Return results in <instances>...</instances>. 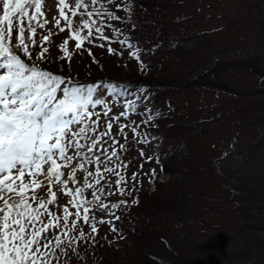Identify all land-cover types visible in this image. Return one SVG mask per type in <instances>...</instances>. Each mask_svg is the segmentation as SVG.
Here are the masks:
<instances>
[{"label": "rangeland", "instance_id": "1", "mask_svg": "<svg viewBox=\"0 0 264 264\" xmlns=\"http://www.w3.org/2000/svg\"><path fill=\"white\" fill-rule=\"evenodd\" d=\"M164 1L167 2V7L160 11L156 12L152 7H148V10L153 9L156 12L150 14L152 19L148 18L156 21L155 26L152 27L154 23L140 24L147 31L148 40L141 36L137 37L141 40V46L138 47L140 60L149 66L155 62L162 64V75L156 72L158 75L155 76L149 70L138 67L136 58H130L129 52L126 53L128 50H122L116 45L123 34L113 35L111 28L104 29L105 35L111 36L110 41H103L97 37L94 43L85 42L83 48L77 50L76 41L70 39V31L67 28L60 32L58 28L53 27V17L60 19L61 27L65 25V21L59 16L58 0H43L41 11L49 23L43 29L37 27L35 37L37 47L32 49L34 59L29 63H39L41 68L70 78L71 81H80L82 85L106 83H115L118 86L134 85L131 88H121L120 92L124 94L113 93L111 96L109 90L103 89L104 97L115 106L114 112L123 110L122 105L126 100H134L136 96L142 95L137 91L136 86L141 84L137 79L148 83L157 78L159 82H165L166 87L158 91L155 88L148 89L143 94L147 99L136 101L137 112L129 111L128 119L135 120L136 124L140 125L137 131L146 135L148 142H139L144 138L143 135L134 138L130 129L125 130L127 140L116 136L127 149L121 150L125 152L121 154L119 146L114 145L118 156L123 155L120 160L127 162V168L119 169L120 173H124L126 183L121 187L125 193L131 191V194L126 195L127 198L124 199V195L116 191V186L113 185L111 189L106 187V191L115 194L102 196V199L109 205L126 200L127 206L132 205L133 199L142 201L144 190L147 193L152 192V188H147L146 185L147 178L153 173L152 170H155L154 173L158 176V183L169 181L170 176L167 173L158 172L156 168L143 162L147 155L154 159L160 157V154L171 155L177 162L174 168L181 171L190 169L187 165L195 162L194 168L197 171L193 180L195 177L199 179L196 182H199L200 189L196 192L199 198L191 205L190 212L193 214H190V220L202 216L205 231L199 232L201 225L190 224L187 228L189 232L192 231L190 238H195L199 242L206 241L208 244L211 242L213 247L211 251L199 247L194 252L198 260L193 264H212L210 260L206 261L208 252L212 253V250L218 254L220 264H264V0ZM66 2L71 6L74 0ZM33 11L34 8H30L29 15ZM64 11L71 16L68 9ZM80 19L79 16L74 18L77 23ZM107 23L116 28L120 27L119 24L109 21ZM49 29L56 34L50 37V42L43 43L42 37L48 35ZM15 36L14 30L13 40ZM157 36L158 39L155 38ZM65 39H69L67 48L72 53L70 62L67 58L60 59L64 53L59 46ZM158 41L167 44L170 41H177L180 44L174 54L175 60L173 57L170 59L162 48L154 47L155 50L150 51V46H155ZM42 43L48 48V52L45 53L47 60L35 61L36 54L42 50L40 47ZM99 44H104L105 47L97 46ZM148 45V50H144L143 48ZM109 46L116 50L112 56L107 53ZM147 58L149 60H146ZM230 63H245L247 66H232ZM213 67H216L215 70L209 71ZM201 74H205V79L222 84L237 94L195 85H181ZM170 85L181 87L172 88ZM133 93H136V96ZM145 107L154 111L141 114L140 109ZM99 110L101 109L94 111ZM156 112L160 113L168 130L165 137L156 136L160 142L154 144L152 142L155 139L152 134L154 126L143 121ZM121 122L127 121L122 118ZM141 150L144 152L143 157L140 156ZM46 168L47 166L45 170ZM134 172L137 174V180L130 182ZM28 179L26 175L25 180ZM38 179L42 180L43 177ZM108 180L111 183L114 179L109 176ZM193 180L190 178V181ZM235 182H240L238 184L240 187L236 185V188ZM221 186L224 188L227 186L225 193L220 192L223 189ZM53 190H56L55 186ZM37 191L44 195L43 190ZM85 195H88L87 191ZM67 199L68 197L61 196L58 203L62 205ZM236 200L240 205L238 209L248 211L243 212L246 216L238 218L239 221L242 219L240 222L233 215L236 208L233 202ZM30 202L33 207L36 206L35 201ZM210 204L220 210L210 211V217L206 213L202 215L198 208L202 211ZM126 205H121L119 209L110 208L107 213L99 210L90 213L97 217V220L92 221L99 229L98 234H94L97 239L107 231V223L101 225L98 220H110L113 212L119 216L118 211L123 210ZM50 207L53 211H58L56 206ZM198 212L200 215H197ZM80 227L86 233L91 231L90 226L87 227L83 223ZM196 227L199 229L195 230ZM52 232L55 234V230ZM259 247L262 250L260 252L255 250ZM56 251L58 256L59 250ZM74 259L78 260L77 257Z\"/></svg>", "mask_w": 264, "mask_h": 264}, {"label": "snow or ice", "instance_id": "2", "mask_svg": "<svg viewBox=\"0 0 264 264\" xmlns=\"http://www.w3.org/2000/svg\"><path fill=\"white\" fill-rule=\"evenodd\" d=\"M42 6L43 0H0V264H54L59 260L56 250L69 259L72 253L79 257L75 245L86 240L94 243L92 234L99 232L97 224L92 223L97 217L90 213L95 210L107 213L110 208L119 209L127 204L126 200L105 203L102 196L115 194L106 191V187L111 189L115 185L121 195L131 194L121 187L125 183L117 170L121 165L110 166L114 158L120 159L114 145L127 150L116 136L127 140L125 130L130 129L134 138L143 135L139 142H148L147 136L137 131L140 125L128 119L130 110L137 112L136 101L147 99L143 95L146 88L139 87L137 91L142 95L133 93L136 99L126 100L123 110L114 112L115 106L104 97L103 89L109 90V96L124 94L120 92L124 85L68 86L70 78L43 69L39 63H29L34 59L32 49L37 47V27L43 29L49 23L44 19ZM58 6L65 25L61 27L60 19L53 17V27L60 32L67 28L77 50L85 42L94 43L97 37L110 41L105 27L119 36L122 30L107 21H130L133 10L131 0H74L71 6L66 0H58ZM30 8H34L31 15ZM118 10L126 16L117 15ZM78 16L81 19L77 23L74 18ZM54 34L49 29L48 35L42 37L43 43L50 42ZM43 43L35 61L47 60L48 48ZM68 43L69 39H65L59 46L64 53L60 59L67 58L70 62L72 53L68 51ZM118 43L127 46L130 56L140 59L139 50L131 51L133 45L127 38ZM97 46L105 47L104 44ZM88 51L91 55V50ZM108 51L116 50L109 46ZM98 108L101 110L94 111ZM152 111L147 107L140 109L141 114ZM122 118L127 122L122 123ZM143 123L156 126L150 115ZM140 156H144L142 150ZM152 171L154 174L155 170ZM109 176L116 179L109 183ZM130 179L137 180V174L134 172ZM37 189L43 190L44 195ZM61 196L68 197L62 205L58 203ZM30 201H35L36 206ZM50 206H56L58 211ZM111 215L120 220L114 212ZM81 223L90 226V233L80 227ZM98 223L110 224V231L119 235L113 221L99 219ZM37 224L40 226L36 227Z\"/></svg>", "mask_w": 264, "mask_h": 264}, {"label": "trees", "instance_id": "3", "mask_svg": "<svg viewBox=\"0 0 264 264\" xmlns=\"http://www.w3.org/2000/svg\"><path fill=\"white\" fill-rule=\"evenodd\" d=\"M131 3L133 5V10L130 21L109 22L119 24V29L122 30L121 33L123 34L122 39L127 38L129 43L133 45L131 51H136L138 50V47L141 46V40H139L137 37L141 36L144 40H148L149 37L145 28L140 26V24L148 25L149 23H154L152 27L155 26L156 21L149 20L148 18L152 19L150 14H155L162 8L167 7V2L164 0H151L149 2L147 0H131ZM148 7H152L156 10V12H154L153 9L148 10ZM117 15L122 17L126 16L122 10H118ZM132 34L134 36H132ZM155 38L158 39V36ZM116 45L117 47H121L120 49L122 50H128L126 53L130 51L126 45H121L119 43H116ZM148 47L149 45L145 46L143 49L148 50ZM150 47V51L155 50V48H162V50L164 49L163 51L165 54L170 59L173 57L175 60L176 58L174 54H176L175 52L178 51L180 44L177 41H170L168 44L159 42L155 46ZM107 53L110 56L113 54V52L109 51H107ZM130 58H132V56ZM135 60L137 61L136 63L138 67L144 68V70H149L155 76L158 74L162 75V64L155 62L149 66L140 59ZM146 60H149V58ZM230 65L238 67L247 66L245 63H230ZM215 68L216 67H213L209 71H213ZM156 72H158V74ZM139 75H141V73ZM204 75L205 74H201L197 77L195 76L194 78L181 83V85H195L197 87H207L210 90L215 89L216 91H222L233 95L237 94L222 84L214 83L208 79H205ZM137 80L139 83L141 82L140 85L136 86L138 88L143 87L147 90L155 88L158 91L159 89L166 87L165 82H159L157 78H153L152 80L148 81V83L142 82L141 79ZM181 85L179 86L181 87ZM170 86L172 88L179 87L175 85ZM132 87H134V85ZM151 116L153 120L157 121L154 122L156 126L152 128L153 137H165V134L168 130L166 129V124L163 123L160 115L157 116L154 114ZM160 119L162 122H160ZM122 152L124 151H121V154ZM122 156L123 155H120L119 157L121 158ZM143 162H146V164L152 168H156L158 172L163 174L167 173L170 176V180L163 183H158L157 174L151 173V176L147 178L146 185H148L147 188H152V192L147 193L144 190L142 201L138 200V203H132L130 206L126 205L123 207V210L118 211L120 220H115L114 217L110 216V220H112L119 229V235L110 231L111 225L107 224V231L105 232L106 234L104 233L105 235H99L97 239L94 234H92L95 237L94 243L91 240H86L84 242H78L75 245L77 251L79 252V257L72 253L70 254L71 258L69 259V257L62 256L60 253H58L59 260L54 261V264H64L65 261L67 264H193L196 260H198V257H195L194 252L199 247L202 246L210 249L211 251L213 247L211 242L208 244L206 241L199 242V240L195 238H190L192 231L190 230L189 232V229L187 228L190 227V224L196 226L201 225L200 229L199 227L194 229H199V232H203V230L205 231V228L202 226V224L204 225V222L201 218L202 216L197 217L196 219L192 218L190 220V214H193L190 212V210H192L191 205L199 198L196 196V192L200 189V187H198L199 182H196L199 181V179L197 180L195 177L193 180V176H196L197 171L194 168V166L196 167L194 164L195 162L187 165V167H190V169H184L183 171L174 168L177 162L171 158V155L166 153L160 154V157L156 159L152 158L151 160L148 159L147 155L145 156V159H143ZM116 163H119L121 167H124V165L127 164L125 160L119 159L115 161L114 158L113 165ZM121 167L119 169H121ZM120 174L125 177L124 173ZM190 178L193 181H190ZM113 179H116V177H113ZM132 181L133 180L130 182ZM238 184H240V182H235L236 188L239 186ZM123 185H126V183H123ZM222 188V190L220 189V192L225 193L227 191V186L226 188ZM125 198H127L126 195H124V199ZM214 203L217 202H213V204ZM233 204L236 205L234 206L236 208L233 211V215L235 216V219L239 221L238 218H243L246 216L245 213L248 211H242L243 209H238L240 205L237 200L233 202ZM198 210L202 212V215L205 213L206 215H209L210 211L220 210V208L218 209V207L215 205L210 204L209 206H206L204 210L202 209L201 211V208H198ZM200 212H198L197 215H200ZM210 216L211 215L208 217ZM240 221H242V219ZM85 226L89 227L88 225ZM176 232L178 235H176ZM88 233H90V231H88ZM121 235L123 236L122 239L120 238ZM255 250L259 252L262 251L260 247L256 248ZM76 257L78 260L74 261V258ZM218 259V254L215 251L212 250V253L208 252L206 261L210 260L212 264H220Z\"/></svg>", "mask_w": 264, "mask_h": 264}]
</instances>
